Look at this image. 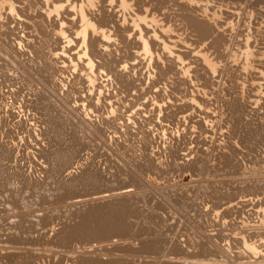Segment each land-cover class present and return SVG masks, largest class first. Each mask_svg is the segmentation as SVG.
Wrapping results in <instances>:
<instances>
[{
    "label": "rangeland",
    "instance_id": "obj_1",
    "mask_svg": "<svg viewBox=\"0 0 264 264\" xmlns=\"http://www.w3.org/2000/svg\"><path fill=\"white\" fill-rule=\"evenodd\" d=\"M9 1L13 2L14 5H17L18 1H20L18 6L22 2H23L22 4L25 6L24 7L22 5H20V7L15 6L14 7L15 9L13 10L14 12H11L8 9V5L10 6ZM27 1H28V3L24 2L23 0L22 1L21 0H7V1L6 0H0V62H1L0 66H1V64H3L2 67H0V72L2 71L1 68L6 69L7 67H10L13 69V70L11 69V72H9L10 68H8L9 70L6 69V72H8V73H6L5 70L3 69L4 71H2L0 73V83H1L0 89L2 88L0 91L3 92V93H1V92L0 93L3 96H5V97H2L0 95V97L2 98V99L0 98V117L2 118V119L0 118V128L4 129V126H5L4 124H6V123H7L6 126L8 128H10L12 126L13 121H15V120L17 122H23L24 121L23 123H21L23 125L22 129H21L22 131L19 130V132L17 134L18 137L15 138V141H13V142H15V144H16L19 140V137L23 136L26 138V136H28L29 139H27V140L31 143H29L25 139L24 142L27 141V144H28L27 146L31 147V148L36 146L38 148L39 146L34 141L35 140L38 141V139H40L39 140V142H40L41 138L43 137L41 135V133L45 127L44 118L46 116L41 114L42 111L39 108H37L34 104L31 103V102H33L31 97L35 96V97H33V99L34 98L36 99V96H37L36 94H38L39 91H41L40 94L48 97V99L54 103V106H56L60 110H63L62 111L63 113L61 112L62 118L67 119V120L69 119L71 122L69 120L68 121L71 124H72V122H74L73 124H75V122L77 121L76 122V124L78 125L77 128L79 127L80 130L82 129V131H85L86 135H88L90 137V139L92 140L93 147L91 146L90 149L92 148L91 150L93 152H91V154L95 153L94 150L96 151V148L98 149L97 153L101 154L102 152L99 150H102L104 154H102L100 157H97V160H101L103 162V165L105 163H107V165L111 164L113 166V169L119 168L120 170H122L123 177L126 181L130 180V181L134 182V184H135L134 187H133V185L128 186L130 190H128L127 187H126V189H124V190H127L126 193H128V192L133 193L134 191H137V190L132 191L131 188L134 189L135 187H138V191H140L141 193L143 192V194H145V195L147 194V199L148 198L150 199L152 206L161 207L158 209L161 210V215L163 214V217L166 216V218L164 217V219H167V217L169 218V219H167L168 220L167 222L171 223V225L168 224V229H167V227H165V229H167V230L164 232V234L166 233L167 237H170V239L167 238V242H168V244H171L169 242L177 241L180 244V247L183 248V255H180V254L177 256L174 254L168 255V253H166L167 251H165L167 249H163L164 252H162V253L163 254L165 253V254L163 255L161 253L160 254L161 256L158 255V257L159 256L160 257L155 259V260L150 259L151 264L153 262H159L160 258L163 261L169 260V262H175L176 261V262H183L185 264H198V263L200 264V262H203V263L205 262L207 264L208 263L209 264H212V263L213 264L214 263H216V264H264V245H262V243L264 244V205H263L264 202L263 201H262L263 203L260 202L264 198V194L259 195V196L253 195L254 196L253 197L250 194L251 192L248 193V191H247L248 196H246L245 195V194H247L246 191H241V193L243 192L242 193L243 196L242 195H240V197L235 196V191H237L241 188L243 190V188L248 186V185L261 184L262 182L264 184V131H263L264 130V126H263V124H264V83H263L264 77L263 76L264 75L259 74V76H258L257 73H254V72L258 71V68H260L261 70H264V68H263V65H264V60H263L264 56L263 55L264 54L261 53L262 49L264 50V46H262V45H264L263 44L264 43V40H263L264 36H263V39H262V37H260V35L261 36L264 35V15H262V13L264 14V0H223V1L222 0H216V1L215 0H213V1L212 0H199L200 1L199 3H197L198 0H197V2H195V0H194V4L190 5V7L192 6L196 10H198L199 8H196V7H198V5L200 4L199 5V6H201L200 7L201 11L199 9V12L201 13L200 15H202L204 13L202 15V17H204L207 20L211 19L215 28L218 26L221 28L220 29L218 27V30H221V32H222V30H226V31H223L222 34L224 35V38L226 37L225 39L227 42L224 43V45H222L223 48L221 47L222 53L225 50L224 51L225 54L223 53L222 54L223 56H221V58H219L220 65H219V67H217V70L213 71L214 73H211L212 71L210 72L212 74V75L210 74L212 79L214 77V80H212L213 85L211 84L212 86L210 88L203 87V82L200 81L201 79L197 78L198 77L197 72L195 74L196 69L192 70V69H194V67L196 68V66H198V65L202 66V61L200 62L201 63L200 64L199 63V56L196 54V51L197 52H198V50L200 51L201 50L200 48H204L205 46H203L204 44H201V42L200 43L197 42L198 44L195 43L196 42L195 37H192L193 35L191 34V32L189 33L188 32L189 30H187L185 28L186 26L183 25L185 27L182 28L181 22L184 21L183 17L182 16L180 18L177 17V16H180V11L186 12L185 8H188V6H189V3H186L188 1L184 0V3H186V4H184L186 6L185 7L183 5V0H171V1H173V3H168L169 5H167V4L165 5V3L168 0H159V1L158 0H153V1L151 0L150 3H149V0L145 1L144 3L139 2V0H130L131 1L130 11L132 13L135 11H139L140 9L142 11H144L143 8L146 6V7H148V8L145 7L147 10L145 8L144 9H145V11H147V14H149L152 11L151 15L150 14L149 15L152 16V14H153V16L155 17L156 15L154 13L156 11H154V10L159 8V6L160 7L162 6L161 8H159V10L157 9V13H156L157 16L155 18L152 16L154 18L153 23H155L157 20L159 22L163 23L166 21V19L168 20L170 18L169 19V21L171 20L170 23H168L169 21L168 22L166 21L169 25H164L165 23L160 24L157 21L156 25L158 23L160 25L156 26L155 24L154 25L152 24L153 27L150 25V28L156 30V29H160L161 26H164V29H165V27L167 26L166 29L168 28V30L170 31V32H168V30H167V32H164L167 37L162 35L163 32H160V37L162 39L164 38L163 40H165L166 42H168V43L170 42V45L174 42L179 43V45L177 43L172 44L173 46L171 45L173 47L172 49L174 51L173 55L175 54L174 55L175 57H173V55H172V57L174 59H176V56L179 54L178 52H180V51H178L180 49V46H182L181 49L184 46L186 48L189 47V49L191 48V50H190L191 54H189L190 51L188 49H186L185 51L181 50V52H180L181 57H183V59H187L188 61H192L191 63H188L185 60H182L179 62L180 64H178V63H177V65L175 64L174 67L170 68L167 71V72L170 71L171 75H169L170 73H168L165 76H160V77H162L163 80L165 78L164 84H163V80H161L159 75H157L158 73H156V74L154 73V72H157L156 70H158L156 68V65H154V63L156 64V62H157L161 66L165 67V65H167L166 62H168V61H166V60H168V55L167 56L162 55L163 53L161 52L160 48H158L159 46H156V48H155V45H154L153 46L154 47L153 53L156 54V51H157L158 52L157 54H159L161 52L160 55L152 54L154 56H152V58H150L151 61L148 57L147 58L145 56H144L145 58L142 57L143 56L142 54H141L142 55L141 56L140 53L139 54L137 53V51L140 52L139 48H138L139 45L134 44L135 42H134V40H132V38L135 39V37L133 36L134 30H128V32H127L128 34H133L129 37L131 40L128 38V41L130 40L131 43H132V41L134 42L131 45L129 44V47L130 48L132 47V49H130V50H133V48H134V50L131 52L133 55L132 57L130 56L131 58L129 56H128L129 58L126 56L127 59L125 60V57L124 56L122 57L123 62L127 61V62H124L126 64V66L125 67L123 66L125 64H123L122 66L125 68L123 70H125L126 73L128 70L133 71V74H131L132 71H129V74L131 76L134 75V76H132V78L135 81L134 83H136V84H134L136 86V88H133L134 90L132 89L133 91L132 90L130 91V94H132V95L129 94V91H126L121 87L120 88L124 92L123 91L121 92V90L120 91L117 90V93H115V91H116L115 89H120V88H117L118 85L115 84V81L113 79L108 82L107 77L110 79L111 76L109 74L105 73L104 71H101V70L99 71V69L95 70V72L97 71L96 73L98 76L96 75L97 77L94 79L92 84H88V82H86V84L84 83L85 79L83 80V78H85V76H82L84 74V72L81 70V67L85 63V62H83V59L85 57L82 56V54H80V57H78L77 53L81 49V47H80L78 42H77L78 43V45H77V43H76L77 40H75V39H77L76 37H75V39H73L74 41L71 40L72 43L66 42V41H64L65 40L64 38L61 39L58 37H55L53 39L52 42L53 43L55 42L54 45L52 42H50V44L53 45L54 48L56 46L58 47V49H57V47L55 48V49H57V51L62 49L63 48L62 46L64 44L66 45V46H64L65 47L64 50L66 48H68V49H66V51H68V53H66V51H64V52L59 51L60 53H64L63 55L66 54L65 58L68 57L67 60L65 58H60V57L55 58L57 60L60 58V61L58 60L59 61L58 65L59 64L62 65V66H60V65L59 66L63 68V69H61V71H58L56 69L57 71H55V75H58L61 78L62 77H64V78L61 79L60 77L54 75L55 76L54 78H56V80H54V81H56L57 84L61 83L63 86L57 85L56 83H54V81H50L43 74V72L41 74V71L39 72L38 69L36 70L35 65L39 61L38 57H40V59L43 57L42 53H40V52L41 51L44 52V50L46 51V47H43V49L41 50V47L36 46L37 44L36 45L33 44V43H35V41L31 43V41L37 40L39 38V36H38L39 33H37V31L35 33H37L38 35L34 34V27L35 26L31 25V22L34 19L31 17V16H33V11L35 12L36 16L38 15V18L39 17L40 18L44 17V18H41V19L39 18L38 20H36L37 17L34 16L35 21L33 20L32 24L34 22L41 21L40 24L43 23L45 26L48 24L51 25L50 26L51 29H53L55 27L53 24L56 23V20H57V23L59 22V25H57V23L55 24L56 26L59 27L62 25L63 27H65V25H66L67 27H69L70 26V25H68L69 22H66L64 24L62 21H63L64 17H66V19H69V18L72 19L71 16L73 14H71L72 11H70V10H69L70 11V13H69L68 8L64 6L65 8L61 10V15H58V17L56 15H54L56 18L54 16H52L53 19L55 18L54 19L55 22L51 21V23H52L51 24L50 21L46 19V18H48V16L45 15L46 8H43L46 6L41 5L42 7H40V5H38L40 1H38V0H37L38 3H37V1H35L33 3H31V0H27ZM70 1L71 0H65V1L63 0V3L66 6H68V7L70 6L69 9L70 8L75 9L77 7V6H75V2H76V5L81 3L80 0H74V1L72 0V2H70ZM83 1L86 2V0H83ZM96 1H98V0H96ZM102 1L103 0H99L98 2H96L97 6H95V12H97L96 10L99 9L98 8L99 5L101 6L102 4L105 3L104 8H106V9L108 7L109 8L111 7L113 10L116 8L113 11V13L115 14V17L117 19L119 18L118 20L120 23V21L123 19V18H121L123 16V14H120V15H122L120 17V15H118L119 13H115V11L122 13L121 11H119L120 9L117 6V2L113 1L112 3L111 2L107 3L110 0L109 1L104 0L103 2ZM130 1H129V3H130ZM133 1H134V3H133ZM224 1H225V4L227 3V5L223 4ZM146 2L148 4H151L152 7H151V5H148ZM35 3H37V5ZM73 3H74V5H71ZM137 3H140V7H142V4H144L145 6L143 5V7L140 8L137 6V5H139ZM34 4H35V6H34ZM42 4H43V2H42ZM110 4H112V5H110ZM160 4H162V5H160ZM220 4L221 5L223 4L222 9L219 6ZM29 5L31 6L30 7L31 9L33 8L32 6H34L36 11L34 10V8H33V11L29 7L26 8V6H29ZM82 5H85V3L83 2ZM210 5L213 8V9L211 8L213 10V13L209 12V11H212V10H209ZM136 6L139 9L135 8ZM163 6L164 7L169 6V7L163 8ZM229 6H231V9H232V7H234L233 8L234 10L232 11L230 9L231 10V12H230ZM96 7H97V9H96ZM218 7H220V8H218ZM224 7H226V8H224ZM28 8L30 9L29 11H31L32 14L27 13V12H29ZM38 8H39V12H40L41 8L44 12L41 10V12H43V13H41V12L36 13L38 11ZM109 8H108V11H109ZM133 8L136 10H134ZM150 8H151V10H150ZM172 8H174V10ZM178 8L179 9L184 8V9L179 11ZM24 9L26 10V12H23ZM77 9H78V7H77ZM167 9L168 10L170 9V10L168 11ZM171 9L173 10L174 15H173V12L171 14V11H172ZM217 9H218V12H216ZM225 9H227L229 11L226 10V13L225 12L223 13V11H225ZM20 10H22V11H20ZM63 10H64V12L68 11V14L63 12V14H65V15H64V17H62V20H61L59 17L62 16ZM148 10H150V11L148 12ZM165 10H167L166 11L167 14H166ZM109 12H111V11H109ZM168 12H170V14ZM175 12L176 13L178 12V14H176ZM14 13H17V15L15 17H14V15H15ZM97 13H99V12H97ZM216 13H219V14L217 15ZM232 13H234L235 15ZM9 14H11L10 17H9ZM21 14H23V15H21ZM39 14L41 16H39ZM126 14L128 15V13H126ZM164 14H166V15H164ZM168 14H169V16H167ZM209 14L210 15L211 14L217 15V16H215L217 18H215L213 15L210 16ZM224 14H226V15H224ZM231 14H232V16H231ZM247 14H248V16H246ZM29 15H30V18L29 17L27 18V16H29ZM175 15H177V16H175ZM255 15H257V19H256ZM163 16H164L165 20L163 19ZM212 16H213L214 20L212 18H210ZM128 17H127V19H128ZM160 17H162L163 21H162V19L159 20ZM175 18H176V20H175ZM178 18L180 20V23L178 22L179 21ZM258 18H260V19H258ZM45 19L47 20V22L49 21L48 24H45L46 23ZM48 19H50V17ZM53 19L51 18V20H53ZM70 19H69V21H70ZM73 19L75 20L76 18L74 17ZM216 19H218L219 20L218 22L222 23V25H220ZM224 19H225V21H224ZM255 19L257 22H258V20L260 21L259 24H261L260 26H261V28H263L261 31H260V26H258L259 24L258 23L255 24L256 23ZM30 20H31V22H30L31 27L28 26ZM222 20H223V22H222ZM213 21H215L216 23H214ZM61 22L63 24H61ZM121 22H123V21H121ZM128 22H126L125 25H127ZM183 23L185 24V22H183ZM217 23H218V25H216ZM172 24H174V26L177 24H179V25H177L175 27L174 26L171 27ZM223 25H225V26H223ZM52 26H54V27H52ZM154 26H155V28L156 27L157 28L155 29ZM178 26H180V28H181V30H179V28H178L179 32L181 31L180 33L176 30ZM170 27L173 28V30L175 32L172 33V30ZM222 27L223 28L226 27V29L225 28L222 29ZM254 28H257L259 32L257 31V29H254ZM29 29H30V31H29ZM182 29L186 30V32L184 31L185 34H183L184 32H182ZM227 30H231V31L227 32ZM32 31H33V33H32ZM71 31H73V30L71 29ZM129 31H130V33H129ZM160 31H161V29H160ZM30 32H31V34H33V36L30 34ZM157 32L159 33L158 30H157ZM187 32H188V34H191V35L188 36ZM224 32H227L228 34H231V35L233 34L232 38L227 33H226L227 36H225ZM261 32H263V34ZM28 33H29V36L30 35L32 36V39H31V36L27 37ZM168 33H170L169 36L171 35L170 36L171 38L168 36ZM174 33L175 34L179 33L180 35H182V34L183 35L180 36L178 34L181 37V38L178 37V38H180V39H178ZM253 33L254 34L259 33L260 35L256 34V36H255V35H253ZM240 34L242 37L241 40L243 39V37H245L246 35L249 34L248 35V39H249L248 41L251 44V45L249 44L250 47L252 46L250 48V50L252 49L251 52L254 51V52H252L253 54H250V57L253 55H254V57H252V58L249 57L250 58L249 61L251 60V62L254 64L252 65L251 62H248L249 66H247L246 68L240 67V63L244 64V59H245L243 57V55L239 54V46L241 47V45H242V44L240 45V43L244 41V39H243V41L240 40L241 42L237 41L240 39ZM251 34L253 37L254 36L255 37L254 38L251 37L250 36ZM34 35L37 36V39H33V38H36ZM148 35H150V34H148ZM186 35H187V37H186ZM174 37L177 38L178 40H181L182 38H184V41L187 40L188 42H190L192 44L191 47L188 46L189 43H187V41L182 43V41H177V39H175ZM189 37L192 39V41L195 40V42L193 41L194 44H193V42L190 41L191 39H189ZM227 37H228V39H227ZM167 38H169V39H167ZM235 38L237 40H232ZM22 39L24 41L27 40L25 42L23 41L25 44L24 43L21 44L22 42L20 43V40H22ZM29 39L31 40L30 42H28ZM174 39L176 41H174ZM253 39L254 40L258 39V41L253 42ZM261 39L263 40V42ZM259 40H261L260 43L262 42V44L258 43ZM39 42L40 41H38V43ZM56 43L58 45H56ZM116 43H117V45L120 43V45H118V46L123 45L122 44L123 42L118 43V41H117ZM181 43H182V45H181ZM185 43H187V44H185ZM255 43H257L258 45H256ZM28 44L31 45L32 47H30ZM71 44H73V45H71ZM183 44H185L187 46H185ZM19 45H20V48H19ZM22 45H24V47H22ZM117 45H115V46L112 45V47H114L111 51L112 55H115V53L118 52V49H117L118 46ZM136 45H137V48H136ZM176 45L178 46L179 49L176 48L177 47ZM193 45H195V46H193ZM255 45L258 47L256 48ZM260 45L262 46L261 50L259 48V47H261ZM201 46H203V47H201ZM237 46H238V48H237ZM253 46L257 50H255V48H253ZM27 47H30V49H28L29 50L28 54L30 53L29 55L28 54L25 55L26 53L24 54V52H26ZM50 47H51V49H53L52 46H50ZM193 47H198V48L200 47V48L198 50H197V48H195V50H194ZM39 48H40V52H39ZM135 48L138 49L136 52H135V50H136ZM174 48H176V49H174ZM18 49H21V50H18ZM31 49H34V50H32L30 52ZM109 49H110V47L107 50L110 51L111 49L110 50ZM22 50H24V52H22ZM35 50L37 52H39L38 54H41L39 56L37 55L38 61H36L37 59L33 60V58H36L35 54H37V52ZM75 50H76V52H75ZM204 50H207V51H203L205 53L207 52L206 53L207 55L210 53L209 56L211 54H213L212 50H210L208 48H206ZM208 50H210V51L208 52ZM186 51L187 52L189 51V52L187 53ZM235 51H237V52H235ZM256 51H257V53H256ZM134 52H135L136 56H134ZM71 53H73V54H75V56H77V60H76L74 55L72 56ZM183 53H184V55H183ZM185 53H186V55H185ZM33 54L35 56H32ZM68 54H71L72 57ZM118 54L120 56H122V54L119 52L115 56L118 57L119 56ZM257 54H258L259 58L257 57ZM63 55H61V56L64 57ZM137 55H139V57L141 56L142 58L140 59ZM259 55H261V57ZM28 56L30 58L31 57L32 58L26 59V57H28ZM161 56L163 57L162 59H161ZM164 56L167 57L166 60L164 59L165 58ZM189 56H191L193 58H191ZM196 56H198V58H196ZM213 56L214 55H211L210 57L212 58ZM70 57L71 58L74 57L73 62L79 63L78 61H80V63H79L80 65L78 64L79 66H77V67H78L79 71L81 70L80 71L81 74L79 71H77L79 73L76 72V74L77 75L80 74V76L83 77L81 79V80H83L82 82L79 80L81 77H79V79H75V78H77L76 76L73 77V74H75V72L74 73H72V72L76 71L77 68L74 69V68L70 67L71 66L70 64L72 63V61L70 60L71 59ZM133 57H135V58L137 57V58L134 59ZM194 57H195V59H194ZM241 57H242V59H240ZM256 57L258 59H260V58L261 59L258 61ZM79 58H81L82 60ZM153 58L155 60H153ZM158 58H160L161 60ZM3 59L5 60L6 63L4 62ZM129 59H130V61H129ZM146 59H148V60H146ZM169 59H172L171 55H169ZM192 59L195 62L198 61L199 64L197 63L198 64L197 65L196 63H194V61ZM238 59H240L239 64H238ZM254 59L257 60L256 61L257 63H255L253 61ZM98 60L99 59L96 58V61H98ZM242 60H243V62H242ZM67 61H69V63ZM133 61H136V62L134 63ZM162 61L165 63H163ZM30 62H32V63H30ZM60 62L61 63L63 62V63L61 64ZM183 62L185 63L184 68L190 67V64L193 65V66L191 65L192 67L190 69L186 68L188 70L187 74H182L183 67L180 69V67L182 65H184ZM4 63L6 65L7 64H9V65L5 67ZM128 63L135 64L134 65L135 68L133 67L135 70L133 68H129L130 66L132 67L133 65L128 64ZM181 63H183V64L181 65ZM258 63H260L261 65L260 64L258 65ZM262 63H263V65H262ZM10 64H11V66H10ZM136 64L137 65L139 64L138 67ZM68 65H70V66H68ZM179 65H181V66H179ZM186 65H188V66H186ZM254 65H256L258 68H256V67L253 68ZM64 66H66V68L69 67L68 69H71V70L73 69V71L65 69ZM154 66H155V68H154ZM200 66L197 67L196 71H198L201 68ZM127 67L129 69L126 70ZM238 67H239V69H238ZM249 67H251V68H249ZM15 69H17V70H15ZM19 70H20V72H19ZM13 71H15L14 72L15 76L16 75L18 76L20 73V75H19L20 81H22V83H23L22 91H20L21 85H19V83L21 84V82L19 81V77L17 78V76L15 77V76L8 75L9 73L13 75ZM16 71H18V72L16 73ZM95 72H94V77H95ZM99 72L101 75L99 74ZM174 72H176V73H174ZM192 72L194 75H196L193 80H192V78L194 75L192 74ZM247 72H249V73H247ZM68 73H70L72 75V77H70L71 75ZM22 74H23V76L24 75L25 76L23 77ZM33 74H34V76H33ZM102 74L104 77H102ZM176 74H179L176 77L177 79L173 78V77H175ZM253 74H254V77H256V80L253 77ZM255 74H257V75H255ZM67 75H69V76H67ZM153 75L157 76V78L153 77ZM232 75H233L234 79H236V81L241 83V84L238 83L239 85L237 84L238 86H235V88H233L234 86L232 87L231 81H230ZM243 75H246V77L244 76L245 79L242 78ZM2 76L3 77L5 76V78H3ZM6 76H8V79H6ZM9 76H10V79L12 78L11 82H9L10 81ZM21 76H22V78H21ZM65 76H66V78H65ZM167 76L170 78L168 79ZM13 77H15V78H13ZM57 77H58V79H57ZM180 77H181V80H180ZM184 77H185V79H184ZM187 77L188 78L191 77V79L190 78L188 79ZM23 78H25V79H23ZM44 78L46 79L47 82L45 81ZM68 78H70V79L73 78V80L71 79L72 82L74 81L73 84L76 83L79 85V83H82V85L84 84L85 86L88 84L86 86V90L85 89L82 90L83 87L85 88L84 85H83V87H80V86H82L81 84H80V86H77L76 84H74L72 86V82H70V84H69L70 79H68ZM135 78H136V80H135ZM155 78L158 79V81ZM178 78H179V80H178ZM4 79H6L5 84H4ZM16 79L18 80L17 83L19 82L18 84H16ZM27 79H28V81H27ZM64 79H66V80H64ZM174 79H176V81H179V87L173 86L176 83V81ZM183 79L186 80L189 84L186 81L184 82ZM195 79H197V80H195ZM246 79L248 81H245ZM23 80H24V82L27 81L28 83L25 82L26 83L25 84L23 82ZM48 80H49V82H53V83H51L52 87L50 86ZM60 80L63 82H60ZM77 80H78V83H77ZM189 80H190V82H189ZM242 80H244V81L242 82ZM152 81H156V83L152 82ZM194 81H196L198 83L195 82L196 83L195 84ZM199 81H200V83H199ZM254 81H256L257 84L263 83V85H261V84L256 85V83ZM2 82H3L4 86H2ZM12 82H14L15 84ZM64 82H66V83L64 84ZM167 82H168V84H167ZM45 83H47V84H45ZM229 83H230V85H229ZM244 83L247 85L246 88H243L245 86ZM248 83L250 85H248ZM251 83H255L252 85H256V86L261 85V86H259L260 89H259V87H257V88H253V90H252ZM111 84H112V86H111ZM137 84H139V85H137ZM165 84H166L167 88L165 87ZM12 85H14L15 87L13 86V88H10V86L12 87ZM26 85H28L27 87L29 88V90L24 89V86H26ZM162 85H164V86H162ZM169 85L171 88L168 87ZM195 85H197V86H195ZM17 86H20V88L19 87L17 88ZM48 86H49V88H46ZM89 86L92 88V92H90L91 88ZM92 86L95 88H93ZM110 86L112 87V89ZM172 86L176 87V88H173ZM185 86L190 91L189 94H188L189 91L187 90V88ZM58 87H60V88H58ZM87 87H89V88L87 89ZM247 87L248 88L250 87L251 89L249 88L250 89L249 90ZM14 88H16V89H14ZM54 88L55 89L58 88V89H56V92H54L55 91ZM231 88L233 90L234 89L237 90L236 93H234L235 90L233 92V90ZM242 88L244 90L247 89L244 93L246 96L242 93V92H244V90ZM48 89H50V90H48ZM165 89H170V90H166L168 94L165 91H162ZM172 89L173 90L175 89V91H172ZM198 89H200V92L203 94H201L199 91H197ZM228 89H231V91L229 92ZM257 89H259L258 92H257ZM12 90H13V92H18V93H16L17 97L15 96V93L12 92ZM23 90L27 91L28 93L24 92ZM30 90H32V93H35V94H32ZM37 90H38V92H37ZM60 90H62V91H60ZM159 90H161V91H159ZM238 90L241 91V93L239 91V95L240 94H241V96L244 95L243 96L244 99L247 97L246 102H247L248 107H249L247 115L242 117V121L244 123H248V125H249L247 127V129H244V131H240V130L233 131V130H231L232 125L228 124V118H229L228 116L229 115H228V113H225V111L227 112V110L224 109V105H223L224 98H227V96L232 92H233L232 94H237ZM86 91H89L90 93L86 92ZM97 91L99 93L101 91V93H102V94L100 93L101 96H99V93ZM208 91L209 92L211 91V92L209 93ZM20 92H22V93H20ZM60 92H61V94H60ZM66 92H68L69 94ZM96 92L98 93V95L93 97L95 95L94 93H96ZM111 92H114V93L112 94ZM120 92H121L122 96L120 95ZM126 92H128L127 95H129V96L125 95ZM197 92H199V93H197ZM4 93H5V95H4ZM11 93H12V95H11ZM86 93L88 95L91 94L92 96L91 95H89V96L91 98L93 97L92 101H94V99H95V101L92 102L90 97H89L90 99H88V98L85 99L84 97H88V95ZM139 93H141L140 96H139ZM170 93L171 94L173 93L174 95L173 94L171 95ZM179 93H181V95ZM66 94H68V95H66ZM81 94L84 96H82ZM103 94H105V95H103ZM177 94H179V95H177ZM198 94H200L201 96H204V98L201 96H199L201 99L199 97L198 98L194 97V96H197ZM204 94L207 95V97H205ZM48 95L52 96V98L54 100ZM60 95L62 96V98L64 96V98L62 99L63 101L61 100ZM111 95H113V96H111ZM189 95H190V97H189ZM191 95H192V97H194L193 98L194 101L192 100ZM56 96H58V97L56 98ZM71 96H72V98H71L72 100L70 99ZM102 96H105L106 98L102 97ZM116 96H117V98H115ZM170 96H171V98L168 100L167 97H170ZM97 97H98V99H97ZM99 97H101L102 100ZM119 97L122 99L121 102H120ZM134 97H137V98H134ZM180 97L181 98L184 97V98L181 99ZM104 98H105V100H103ZM179 98L182 102H180ZM195 98H196V100H195ZM28 99L29 100L31 99L30 100L31 102H29ZM64 99H66V100L68 99L67 101L69 103L70 102L71 103L67 104L68 102L66 100H65L66 102H64ZM110 99L112 100V102L110 101ZM222 99H223V101H222ZM24 100L25 101L28 100V101H26L27 103ZM184 100H186V101H184ZM99 101H101V102L105 101L104 103L105 104L107 103V106H105L104 103H101ZM115 101L116 102L118 101L120 103L117 102V104H118L117 105ZM57 102L59 104H56ZM97 102H99V103L97 104ZM174 102H176V103H174ZM186 102H187V104H186ZM30 103L32 106H30ZM111 103H113L114 105L116 104L115 107H113L114 105L113 106L109 105ZM180 103H181V106L186 104L185 107L183 106L184 108L180 107L181 111H180V109H178L176 111V113L174 115H172L173 117L165 116L166 115L165 113L168 112V110L171 108V106H173V104L174 105L178 104L176 106H180ZM84 104H86V105H84ZM103 104L106 108L103 106ZM165 104H167L168 106ZM10 105H11V107H10ZM33 105L35 106L34 108H33ZM75 105H76V107L79 106L77 108V110H76ZM90 105H91V107H90ZM169 105H171V106L169 107ZM190 105H191V107H190ZM100 106H103V107H100ZM108 106H110V107L108 108ZM162 106H163V108H162ZM165 107H166V109H165ZM30 108H33L34 110L30 109ZM96 108H99V109H96ZM102 108L103 109L105 108L106 111L103 110ZM110 108H112V110H110L111 112L109 111ZM35 109H37V110H35ZM39 110H40V113L35 114ZM79 110H81L82 112L80 113ZM222 110L223 111L225 110V111L222 113ZM5 117H6V119H5ZM35 120L39 121L38 123L40 125L38 123H34V122H37ZM16 121L14 122V124H16ZM9 122H10V124H8ZM26 124H28L29 128L30 127L34 128L35 126L36 127L34 129L31 128L29 130L28 126ZM29 124H31V126ZM76 124L74 127H76ZM139 125H141V128H144L143 133L139 132V129H140ZM23 127H25L26 129ZM23 129L25 131L27 130L26 132L28 134H26V132H24ZM255 129H256L257 133H251V131H254ZM32 130L34 131V134H32V132H33ZM28 131L30 132L31 136H33V138L35 137V140L29 136ZM35 132L39 133L40 135L37 136L38 134H36ZM247 132L249 133V135L247 134ZM22 133H25V134H22ZM246 134H247V136H246ZM229 136L232 137V144L231 145H229L227 143ZM2 137L3 136H0L1 141H3ZM16 139H17V141H16ZM32 139H33V141H31ZM5 140H7V138ZM144 140H147L146 142H148L147 147L145 146ZM13 142H12V144H14ZM19 143H21V141ZM32 143H35L34 146H30V144L32 145ZM40 143L42 145L44 144L42 141ZM28 147H26L25 153H26V151H28V152L31 150L33 151V149H34V148L30 149ZM22 148L23 147H21V149ZM85 151H88V150H84L82 153L85 154ZM232 153L235 154L236 157L238 158L237 164L235 163L234 167H232V166L230 167V165L225 164L227 158L232 156ZM89 154H90V152H89ZM32 158H34L33 160L36 159L37 161L35 160V163H33L34 161H32V160H31L32 162L30 161L32 168L29 165L26 166L25 165V164H27L26 162L24 163V165L22 164L23 167H27V168L23 169L24 171L27 169L26 172H29V171L31 172L34 164H36L34 167L37 168V166H38L37 163H39V161L35 157H32ZM103 160H105V161H103ZM12 163L13 162H10L9 164H12ZM28 164H30V163L28 162ZM28 169H29V171H28ZM39 175L40 174H38V176ZM41 176H42V174H41ZM259 181L261 183H259ZM262 186H264V185H262ZM231 192H232V194H230ZM244 192H245V194H244ZM233 194H234V197H233ZM244 195L246 197H244ZM255 201H256V204H255ZM0 202H1V200H0ZM50 206L52 207L53 205L52 204L51 205L46 204L44 208H47V210H48V208H50ZM55 206H57V205H55ZM55 206H53V208H55ZM60 208H62L64 211V208L60 207V205H59V209ZM62 209H60V210H62ZM212 209H216V211L219 212V215H217V216L211 215V217H210ZM160 210H158V213L160 212ZM63 211H59V213L63 214ZM10 213H11L10 210L7 211L6 213L5 212L0 213V224L4 221L3 219H5V221L8 220L7 222H9V220L12 219L9 217ZM1 214L2 215L4 214L3 217ZM1 219H2V222H1ZM7 222L2 223L3 228H4V226H3L4 224H5V228H6ZM8 226H9V224H8ZM3 228H1L0 231L1 230L3 231L4 230ZM170 228H171V230H170ZM251 234L253 235V237L250 236ZM243 236L248 238V240H249L248 242H252L254 245L256 244L257 246L256 245L255 246L257 247L258 251H256L255 253L252 252V250L249 251L250 248L248 247V245L246 243H244ZM1 238L2 239L5 238V235H4V237L2 235ZM218 239H221V240H218ZM199 243H204V244L208 245L209 247L214 249L219 256L212 257L213 259H211V260H213V262L212 261L206 262V261L201 260L202 258L200 256V251H199V247H198ZM45 252H42V253H45ZM47 253L48 252H46L45 254L49 256L50 254L49 253L47 254ZM37 254H38V252H37ZM40 255H37V256H39L41 260L49 261V258L51 259V256L48 257V256L43 254L44 257L46 258L45 259L42 255L41 256ZM53 257H54V259L56 258L55 256H53ZM142 260L144 261V258L141 260H137L138 264H148V262H149V261L143 262ZM140 261H141V263H139ZM23 262L24 261L21 262V260H20L21 264ZM210 262H212V263H210Z\"/></svg>",
    "mask_w": 264,
    "mask_h": 264
},
{
    "label": "bare ground",
    "instance_id": "obj_2",
    "mask_svg": "<svg viewBox=\"0 0 264 264\" xmlns=\"http://www.w3.org/2000/svg\"><path fill=\"white\" fill-rule=\"evenodd\" d=\"M23 1L28 3L27 0L26 1L23 0ZM35 1H37V0H31V3L35 2ZM38 1H40L39 4H38V5H40V7L46 6V7H43V8H46L45 15H47L48 18L50 17V19H48V18H46V19L49 20L50 23H51V21L55 22L54 19L56 17L54 15H56L58 17V15H61V10L64 9L65 7H67L68 11L69 10L72 11L71 14H73V15L72 16L70 15L72 19L69 18L70 19V21H69V19H66V17H64V15H65V14H63L64 10L62 11V16L59 17V18L62 20V17H64L62 22L64 24L66 22H69L68 25H70V26L67 27L65 25V27H63L61 25V26L58 27V26L55 25L57 23V20H56V23L53 24L55 27L52 26L54 28L51 29V27H50L51 25L48 24L49 21L47 22L46 19H45V21H46L45 24H48V25H46L47 27L43 23L40 24L41 21H39V22L37 21V22H34L32 24L33 20L35 21V17L34 16H36L35 12L33 11V8H34L35 4L37 5ZM38 1H37V3L34 4V6H32L33 7L32 9L30 8L31 7L30 5L26 6V8L29 7L33 11V16H31V17L34 18L32 20V22L30 20L29 24L28 23L27 24L30 27H31V25L35 26L34 27V34L35 35H38L37 33H39V35H38L39 36V38H38L39 40L37 39V36L34 35L36 38H33V39H37V40L31 41L29 39L28 42L31 41V43H32V42L35 41V43H33V44L34 45L37 44L36 46L41 47V50L43 49V47H46V51L44 50V52H42V51L40 52V48H39V52L42 53V56H43L41 59H40V57H38L41 54H38L39 52H37L38 50L36 49L37 51L36 50L35 51L37 52V54H35L36 52L34 53L36 55V58H33V60L37 59V57H38L39 61L37 59L36 61H38V62L36 63V65L34 64L35 67H36V70L38 69L39 72L41 71V74L43 72V74L50 81L56 80V78H54V77L58 76V75H55V71H57V70L61 71V69H63L62 67H60L62 65H60V64H59L60 66L58 65V62L60 61V58H65L66 54L63 55L64 53H60V52H64V51H66V49H68V48H66L64 50V48H65L64 46H66L64 44L62 46L63 48L61 47L62 49L59 50L60 52L57 51L58 47L56 45H58V44L56 43L55 46L57 47V49H55L56 47L55 48L53 47V45L55 43V42L54 43L52 42L53 39L55 37H58V38H61V39L64 38L65 39L64 41H66V42H71V40L75 39V37H76L77 38V39H75V40H77L76 43L78 42L80 47H81V49L77 53L78 57H80V54H82V56L85 57L83 59V62H85V63L83 65L81 64L82 65L81 70L84 72V74L82 76H85V78L80 76V74H81L80 71L81 70L79 71V69L77 67V66L80 65L79 64L80 61H78L79 63L73 62L74 61V57L71 58L73 55L75 56V54H73V53H71L72 56H71V54H68V55L71 56L70 60L72 61V63L70 64L71 66L70 65H68V66H70V67H72L74 69L77 68V70L73 71V69L71 70V69H68L69 67L66 68V66H64L65 69L71 70V71H73L72 73L75 72V74H76L77 71H79L80 74H78V75L77 74L76 75L73 74V77L76 76L77 78H75V79H79V77H81L79 79L81 82L85 79V81H84L85 84H86V82H88V84H92L94 79L98 76L97 73H96L97 71L95 72V70L99 69V71L100 70L104 71L105 73L109 74L112 77V78L110 77V79L107 77V81L108 82L113 79L115 81V84L118 85L117 88L121 87L124 90L129 91V94H130V91L133 88H136V86L134 85L136 83H134L135 81L132 78V76H134V75L131 76L129 74V71H132V70H128L127 73L125 72V70H123V69H125L124 67L126 66V64L124 62H127V61L123 62V60H122L123 56L125 57V60L127 59L126 56L127 57L128 56L129 57L133 56L131 52L134 50V48H133V50H130V49H132V47L130 48L129 44L131 45L132 43L135 42L134 44L139 45L138 48H139V51H140V52L137 51L138 49H136L137 48V45H136L135 52L137 51L138 54L140 53V55L141 54L143 55V56L141 55L142 57L145 56L146 58L148 57L149 59L152 58V56H154L152 54H155V53H153V48H154L153 46L155 45V48H156V46H159L158 48H160L161 52L163 53L162 55H166V56L168 55V60H166L167 57L164 56L165 57L164 59L166 61H168V62H166L167 65H165V67L161 66L157 62H156V64L154 63V65H156V68L158 69V70L155 69L157 72H154V73L155 74L158 73L157 75H159V77L160 76H165L166 74L170 73V71L169 72H167V71L170 68L174 67L175 64L176 65H177V63L180 64L179 63L180 61L185 60L188 63L192 62V61H188L187 59H183V57H181V54H180L181 50L185 51L186 49H188L190 51L191 48L189 49V47L186 48V47L183 46V48L181 49L182 46H180V49H179L178 46L176 45L177 46L176 48L179 49L178 51H180V52H178L179 53L178 55L176 54L177 55L176 59L173 58V57H175L174 56L175 54L173 55L174 51L172 49L173 48L172 44L177 43L179 45L178 42H174V41H176L175 39H177L178 37L182 36L186 32L185 29H182V32H184V31L185 32L182 35L179 34L181 32V31L179 32V30H181L180 26L182 25V28L186 26L185 28L187 30H189L188 32L189 33L191 32V34L193 35L192 37H195L196 42H195V40H193L195 43H197V42L200 43L201 42V44H204L203 46H205L204 48H200L199 47L201 49L200 51L198 50L199 49L198 47H193L194 50H195V48H197L198 52L196 51V54L199 56V63L202 61V66L203 67L198 65L199 63H198L197 60H196L197 62H195L192 59L194 61V63H196V64L198 63L197 65L201 67L198 71H196L198 66H196V68L194 67V69H192V70L196 69L195 70V74L197 72V76H198L197 78L201 79L200 81L203 82V87L210 88L213 85L212 80H214V77L212 79L210 74L214 73L213 71H216L217 67H219V65H220L219 58H221V56H223L222 54L225 51L224 50L223 53H222L221 47L223 48L222 45H224V43L227 42L226 39H225L226 37L224 38V35L222 34V32L226 31V30H222V32H221V30H218L219 26L216 27L217 29L215 28V26L212 23L211 19L207 20L204 17H202V15L204 13L202 15H200L201 14L199 12V9L201 11V8H200L201 6H199L200 4L198 5V7L195 6L196 8H199L198 10H196L192 6H191L192 7L191 8L190 5L194 4V0H186L188 2L185 1L186 3H189L188 8H185L186 12H183V11L181 12L180 11V10H183L184 8L183 9H179L178 8L179 11H180V16H177V15H175V16H177L179 18L182 16L183 19H184L183 22H185V24L183 22H181V25L177 27L176 30L179 32L178 34L180 36L178 34L174 33L177 36V38L174 37L175 39L173 41L174 43L171 44L172 46L170 45V42L168 43L165 40H163L164 38L162 39L160 37V32H163V33L167 32V30H168V28L166 29L167 26L165 27V29H164V26H161L160 27L161 31H160V29H156L157 27L155 28V26H154V28L156 30L150 28V25L152 27H153L154 24L156 25V22L158 20L155 23H153V21H154V18L157 16V14H156L157 13V9L159 10V8H161L162 6L161 7L159 6V8L154 10L156 12L155 13L153 12V13L156 16L154 17L153 14H152V16L154 17L153 18L152 16H150L152 11L149 13L150 15L147 14V11H145V9L148 8V7H146L144 4H142V7H143V5L146 7V8L144 7L145 9L143 8L144 11H142L140 9L139 11H135V12L132 13L130 11V9H131V1L130 0H110V1L108 0L109 2L106 1L107 3H110V2L112 3L113 1L117 2V6L120 9L119 11H121L122 13L117 12V11H115V13H119L118 15L123 14V16L120 15V17L122 16L121 18H123L121 20L123 22L120 21V23H119V20H118L119 18L117 19L115 17V14L113 13V11L116 8L113 10L111 7H110L111 8L110 9L107 6L109 8V11H111V12H109L108 8L107 9L104 8V4L105 3L104 4L101 3L103 6L99 5L98 6L99 9H97V7H96V9H97L96 11L99 12V13L95 12V6H97L96 2H98L99 0L98 1H96V0H86V2L83 1V0H80L81 3L77 4V5H76V2H75V6L78 7V9H77V7L75 8L76 10L75 9H71V8L69 9L70 6L69 7L66 6L63 3V0H38ZM129 1H130V3H129ZM145 1H148V0H141V1L139 0V2H141V3H144ZM168 1L165 3V5L166 4L169 5L168 3H173V1H171V0H168ZM9 2H10V6L8 5V9L11 12H14L13 11L15 9L14 7L18 6L20 1H18L17 5H14V3L11 2V1H9ZM42 2H43V4H42ZM70 2H72V0ZM83 2L85 3V5H82ZM150 2H151V0H149V3ZM195 2H197V0H195ZM199 2L200 1L198 0L197 3H199ZM22 3L20 5H22L24 7L25 5H23ZM133 3H134V1H133ZM186 3H184V0H183V5L186 4ZM137 4H139V5H137ZM137 4L136 5L138 7H140V3H137ZM223 4L227 5V3L225 4V1H224ZM223 4L219 5L221 7V9L223 8L222 7ZM20 5L18 7H20ZM71 5H74V3L71 4ZM110 5H112V4H110ZM148 5H151V4H148ZM160 5H162V4H160ZM137 6L135 8H138ZM142 7H140V8H142ZM151 7H152V5H151ZM165 7L168 8L169 6H165ZM165 7L163 6V8H165ZM220 7H218V8H220ZM229 7H230L229 10H230L231 6H229ZM29 8H28V11L30 10ZM39 8H38V11L36 13H40L41 12L42 8L40 9V12H39ZM209 8H210L209 10L213 9L211 7V5L209 6ZM224 8H226V7H224ZM233 8L234 7H232V9H231L232 11L234 10ZM172 9L174 10V8H172ZM24 10H23V12H26V10L25 11ZM34 10H35V8H34ZM134 10H136V9H134ZM150 10H151V8H150ZM150 10H148V12ZM167 10H165V12ZM173 10L171 11V14H172ZM226 10L227 9H225V11H223V13L224 12L226 13ZM229 10H227V11H229ZM231 10H230V12H231ZM20 11H22V10H20ZM68 11H66L64 13L68 14ZM70 11H69V13H70ZM43 12H41V13H43ZM209 12L213 13V10L209 11ZM216 12H218V9H217ZM27 13H31V11H29ZM126 13H128V15ZM168 13L170 14V12H168ZM14 14H15L14 15V17H15L17 15V13H14ZM166 14H167V12H166ZM166 14H164V15H166ZM169 14L167 16H169ZM176 14H178V12ZM216 14L218 15L219 13H216ZM232 14H234V13H232ZM232 14H231V16H232ZM10 15L11 14H9V17H10ZM21 15H23V14H21ZM30 15L27 16V18L28 17L30 18ZM173 15H174V12H173ZM211 15H213V14H211ZM217 15H213V16L215 17ZM224 15H226V14H224ZM262 15H264V14L262 13ZM39 16H41V15L39 14ZM52 16H54L55 18L53 19ZM213 16L210 17V18L213 19ZM246 16H248V14ZM255 16H256V19H257V15H255ZM36 17H37L36 20H38L40 18V17L38 18V15ZM74 17L76 18L75 20L73 19ZM127 17H128V19H127ZM41 18H44V17H41ZM51 18L53 20H51ZM179 18H178V20H179ZM215 18H217V17H215ZM161 19H162V17L159 18V20H161ZM163 19H164V16H163ZM163 19H162V21H163ZM169 19L168 20L166 19V21L168 22ZM218 19H216L217 22L219 21ZM256 19H255V22H256L255 24H257V23L259 24L260 21L258 20V22H257ZM258 19H260V18H258ZM175 20H176V18H175ZM166 21L163 22V23H165L164 25H169L168 23H170L171 20L168 23ZM215 21H213V22L216 23ZM224 21H225V19H224ZM30 22H31V25H30ZM62 22H61V24H63ZM126 22H128L127 25H125ZM178 22L180 23V20ZM222 22H223V20H222ZM159 23L161 24L162 22H159ZM159 23L157 25H160ZM218 23L216 25H218ZM219 24L222 25V23H219ZM57 25H59V22L57 23ZM177 25H179V24H177ZM177 25H175V26H177ZM183 25H185V26H183ZM260 25L261 24H259L258 26H260ZM173 26H174V24H172L171 27H173ZM223 26H225V25H223ZM178 28H179V30H178ZM224 28L226 29V27H224ZM224 28L222 27V29H224ZM257 28H254V29H257ZM71 29L73 31H71ZM262 29L263 28H261V26H260V31ZM128 30H134V35L133 34H128L127 33ZM157 30L159 31V33L157 32ZM171 30H172V33L175 32L173 30V28H171ZM29 31H30V29H29ZM36 31H37V33H35ZM229 31H231V30H227V32H229ZM257 31H258V29H257ZM168 32H170V31L168 30ZM188 32H187V35L188 36L191 35V34H188ZM227 32H224L225 36H227V34H228ZM32 33H33V31H32ZM129 33H130V31H129ZM163 33H162V35L166 36L165 33L164 34ZM261 33L263 34V32H261ZM30 34H31V32H30ZM148 34H150V35H148ZM169 34L170 33H168V36H169ZM256 34H259V33H255V34L253 33V35H255V36H256ZM31 35L33 36V34H31ZM131 35H133L135 37V39L132 38V40H134V42L132 41V43L130 41L131 39L129 38ZM187 35H186V37H187ZM228 35H230V37L232 38L233 34L232 35L228 34ZM248 35L243 37L244 41H243V39L241 40V38H242L241 34H240V39L239 40L236 39L237 37L235 39H232V40H237L238 42L240 40L243 41V42L240 41L241 42L240 45L241 44L242 45H241V47L239 46V54L243 55V57L245 58V59L243 58L244 59V64L240 63V67H243V68H246L247 66H249L248 62H251V60L249 61V59L254 57V55L250 57V54H253L252 52H254V51L251 52L252 49L250 50V48L252 46L250 47L251 44L248 41L249 40L248 39ZM28 36H29V33L27 34V37ZM32 36H31V39H32ZM250 36L253 37L252 34ZM263 36L264 35H262V36L260 35V37H262V39H263ZM190 37H189V39H191ZM128 38L130 39L129 41H128ZM180 38H178V39H180ZM167 39H169V38H167ZM178 39H177V41H182V43L187 41V40L184 41V38H182L181 40H178ZM227 39H228V37H227ZM258 39L257 40L253 39V42L254 41L255 42L258 41ZM261 40H259V42H258L259 44H262L264 39L260 43ZM23 41H24L23 39L20 40V43L22 42L21 44H23L27 40H25L24 42ZM38 41H40V42L38 43ZM117 41H118V43L119 42H121V43L123 42L122 43L123 45L118 46V45H120V43L117 45V43H116ZM190 41L193 42L192 39ZM50 42H52L53 45H51ZM194 42H193V44H194ZM78 43H77V45H78ZM182 43H181V45H182ZM187 43H189L190 45L188 44V46L191 47L192 44L190 42H188V41H187ZM187 43H185V44H187ZM185 44H183V45H185ZM255 44L258 45L257 43H255ZM20 45H19V48H20ZM71 45H73V44H71ZM112 45H114V46L117 45L118 46V48H117L118 52L121 53L122 56H120L119 54H118L119 55L118 57L115 56L118 53L117 51H116L117 53H115V55H112L111 51L114 48V47H112ZM29 46L32 47L31 45H29ZM50 46H52L53 49H51ZM185 46H187V45H185ZM193 46H195V45H193ZM203 46H201V47H203ZM262 46H264V45H262ZM262 46L259 47L260 50L262 49ZM22 47H24V45H22ZM30 47H27L26 52H24L25 49L22 50V52H24V54L26 53L25 55H27L28 51H29L28 49H30ZM109 47L111 49V50L109 49L110 51L107 50ZM257 47L258 46H256V48ZM176 48H174V49H176ZM206 48L212 50L213 54H211V55H214L212 58L210 57L211 55L209 56L210 53L207 55L206 54L207 52L206 53L203 52V51H207V50H204ZM237 48H238V46H237ZM253 48H255V47L253 46ZM256 48H255V50H257ZM18 50H21V49H18ZM32 50H34V49H31L30 52ZM210 50H208V52ZM75 52H76V50H75ZM135 52H134V56H136ZM235 52H237V51H235ZM66 53H68V51H66ZM157 53L158 52L156 51L155 55H160V53L159 54H157ZM256 53H257V51H256ZM261 53L264 54V50L263 49H262ZM34 54L32 56H35ZM189 54H191V51H190ZM61 55H63L64 57H62ZM169 55H171V58L173 60L169 59ZM172 55H173V57H172ZM183 55H184V53H183ZM185 55H186V53H185ZM261 55H259V56L261 57ZM137 56L139 57V55H137ZM141 56L139 57L140 59L142 58ZM198 56H196V58H198ZM56 57L57 58L60 57L58 59L59 61L57 59H55ZM189 57H191V56H189ZM257 57H258V54H257ZM27 58H30V57L28 56V57H26V59ZM67 58H65V59L67 60ZM75 58L77 60V56H75ZM96 58L99 59V60L96 61ZM133 58L136 59L137 57L136 58L133 57ZM162 58L163 57L161 56V59ZM191 58H193V57H191ZM258 58H257V60L259 61L261 58L260 59H258ZM79 59H81V58H79ZM158 59H160V58H158ZM194 59H195V57H194ZM240 59H242V57ZM240 59H238V64H239V60ZM146 60H148V59H146ZM153 60H155V59L153 58ZM257 60L254 59L253 61L255 63H257L256 62ZM129 61H130V59H129ZM150 61H151V59H150ZM4 62H5V60H4ZM67 62L69 63V61H67ZM133 62L135 63L136 61H133ZM242 62H243V60H242ZM30 63H32V62H30ZM163 63H165V62H163ZM183 63H181V65ZM260 63H258V65ZM11 64H10V66H11ZM123 64H125V65H123ZM128 64H132V63H128ZM253 64L254 63H252V65ZM2 65L3 64H1L0 67H2ZM8 65L9 64H7V65L5 64V67L8 66ZM132 65L133 66L132 67L130 66L129 68H133L135 64H132ZM138 65H137V67H138ZM181 65H179V66H181ZM188 65H186V66H188ZM191 65L192 64H190V67H186V68L190 69L193 66V65L192 66ZM262 65H263V63H262ZM184 66H185V63H184V65H182L180 67V69L183 67L182 74H187L188 70L186 68H184ZM255 67L258 68L256 65H254L253 68H255ZM8 68H10V67H7L6 69H8ZM129 68L127 67L126 70L129 69ZM154 68H155V66H154ZM249 68H251V67H249ZM263 68H264V65H263ZM1 69H2V71L5 70V72H6V69H4V68H1ZM11 69L12 68H10L9 72H11ZM238 69H239V67H238ZM259 69L260 68H258V71L254 72V73H257L258 76H259V74H263L264 75V70H261V69L259 70ZM15 70H17V69H15ZM14 72L15 71H13V75L10 74V73L8 75L15 76ZM17 72L18 71H16V73ZM19 72H20V70H19ZM79 72H77V73H79ZM94 72H95V77H94ZM193 72H192V74H193ZM6 73H8V72H6ZM174 73H176V72H174ZM247 73H249V72H247ZM68 74H70V73H68ZM99 74H100V72H99ZM103 74H102V77H104ZM131 74H133V71H132ZM257 74H255V75H257ZM19 75H20V73H19ZM19 75L18 76L16 75L17 78L19 77ZM169 75H171V73ZM177 75H179V74H176L175 77H173V78H176ZM22 76H23V74H22ZM22 76H21V78H22ZM33 76H34V74H33ZM67 76H69V75H67ZM195 76L196 75L193 76L192 80L195 78ZM244 76L246 77V75H243L242 78L245 79ZM15 77H13V78H15ZM58 77H60V76H58ZM58 77H57V79H58ZM70 77H72V75ZM153 77L157 78V76H154V75H153ZM253 77H254V74H253ZM3 78H5V76ZM62 78H64V77H62ZM65 78H66V76H65ZM82 78H83V80H81ZM160 78H161V80H163L162 77H160ZM169 78L170 77H168V79ZM189 78L191 79V77H189ZM254 78L256 80V77H254ZM6 79H8V76H6ZM6 79H4V84H5V80ZM9 79H10V76H9ZM11 79H10L9 82H11ZM23 79H25V78H23ZM68 79H70V78H68ZM71 79L73 80V78H71ZM71 79H70V81L68 80L69 84H70V82H72ZM176 79H174V80L176 81ZM184 79H185V77H184ZM247 79L245 81H248ZM49 80H48V82H49ZM64 80H66V79H64ZM135 80H136V78H135ZM156 80L158 81V79H156ZM164 80H165V78H164ZM164 80H163V84H164ZM178 80H179V78H178ZM180 80H181V77H180ZM195 80H197V79H195ZM17 81L18 80L16 79V84L19 83V82L17 83ZM19 81H20V77H19ZM27 81H28V79H27ZM27 81H25V82L28 83ZM45 81H46V79H45ZM185 81L186 80H184V82ZM200 81H199V83H200ZM230 81H231L232 87L234 86L233 88H235V86H238L239 84H241L238 81H236V79H234L233 75H232ZM243 81L244 80H242V82ZM20 82H21V84L19 83V85H21V90L20 91H22L23 83H22V81H20ZM23 82H24V80H23ZM60 82H63V81L60 80ZM73 82H72V86L74 84H76V83L73 84ZM152 82L156 83V81H152ZM189 82H190V80H189ZM195 82L196 81H194V83ZM254 82L256 83V81H254ZM12 83H14V82H12ZM51 83H53V82H49L50 86H51ZM54 83H56V81H54ZM65 83L66 82H64V84ZM77 83H78V80H77ZM196 83H198V82H196ZM245 83H244L245 86L243 88H246V86H247ZM255 83H251V85L255 84ZM263 83L262 84L258 83V84L263 85ZM45 84H47V83H45ZM80 84L82 85V83H79V85L78 84H76V85L80 86ZM167 84H168V82H167ZM258 84L256 83V85H258ZM57 85L63 86L61 83L57 84ZM83 85L80 86V87H83ZM137 85H139V84H137ZM197 85H195V86H197ZM229 85H230V83H229ZM248 85H250V84L248 83ZM256 85H252V90H253V88H257V87L261 86V85H259V86H256ZM2 86H4L3 82H2ZM13 86L14 85H12V87L10 86V88H13ZM27 86L28 85L24 86V89H26V90L28 89L29 90V88ZM86 86H85V88L83 87L82 90H84V89L86 90ZM111 86H112V84H111ZM162 86H164V85H162ZM173 86L179 87V81H176L175 85H173ZM18 87L20 88V86H17V88ZM60 87H58V88H60ZM89 87H87V89ZM165 87L167 88L166 84H165ZM168 87H170V85ZM176 87H173V88H176ZM46 88H49V86L46 87ZM58 88H56V89H58ZM93 88H95V87H93ZM121 88L120 89H115L116 90L115 93H117V90L118 91L121 90V92H122L123 90ZM188 88H187V90H188ZM14 89H16V88H14ZM56 89H55L54 92H56ZM111 89H112V87H111ZM231 89H228L229 92L231 91ZM259 89H260V87H259ZM259 89H257V92H258ZM48 90H50V89H48ZM166 90H170V89H165V90H162V91H165L167 93ZM234 90H233V92H234ZM240 90H238L237 94H232L233 92L230 93V94L228 93L229 95L227 96V98L223 97L225 104L222 102L223 105H224V109L227 110V112L224 110L225 113H228V115H229L228 116L229 117L228 118V124L232 125L231 130H233V131H238V130L244 131V129H247V127L249 126L248 123H244L242 121V117L247 115V112H248V109H249L248 104L246 102L247 97L245 99L243 97L245 95L244 93H245V91L247 89L246 90L243 89L244 92H242V93L244 95H242V96H241V94L239 95V91ZM30 91L32 93V90H30ZM60 91H62V90H60ZM159 91H161V90H159ZM172 91H175V89L174 90L172 89ZM197 91L200 92V89H198ZM236 91L237 90H235L234 93H236ZM241 91H240V93H241ZM12 92H13V90H12ZM24 92H27V91H24ZM37 92H38V90H37ZM86 92H89V91H86ZM90 92H92V88H91ZM97 92L94 93L95 95L93 94L94 95L93 97L98 95L99 92L98 93ZM121 92H120V95H121ZM199 92H197V93H199ZM1 93H3V92H1ZM1 93H0V95L2 97H5ZM5 93H4V95H5ZM13 93H15V96H16V93H18V92H13ZM20 93H22V92H20ZM40 93H41V91H39V93L36 94L37 95L36 99L35 98L33 99V97H35V96L32 95L33 97H31V98H32L33 102L30 101L31 99L30 100L28 99V100H29V102L34 104L37 108H39L42 111L41 114L46 116L44 118L45 127H44V129H43V131L41 133V135L43 137L42 138L40 137L41 141L44 143L43 145L40 143L41 141L39 142L40 139H38V141L35 140V137L33 138V136H31L29 131H28L29 132V136L32 137L35 140L34 142H36V144L39 146L38 148L36 146L32 147V148H34L33 151L32 150L29 151V152L26 151V153H25L26 147H28L27 146L28 145L27 144V141H28L27 139H29V138H28V136H26V138H25L21 134L20 135L22 137H19L18 142L16 144H15V142H13V141H15V138L18 137L17 134H18L19 130L22 129L23 125L21 123L24 122L23 120H22L23 122H17L15 120L16 124H14L15 121H13L12 126L11 127L9 126L10 128H8L6 126L7 123L4 124L5 125L4 126L5 130L0 128L1 129L0 130V136H3L2 137L3 141L0 140V200H1V202H0V213H2V212L6 213L7 211L10 210L11 213L9 214V217L12 218L11 220H9V222H7L8 220L5 221V219H3L4 221L2 222V219H1V222L2 223L7 222L6 223L7 225H6V228H5V224H4L3 225L4 228H3L2 227V223L0 224V227L4 229L3 231L2 230L0 231V264H21L20 260H21V262L24 261L22 264H138L137 260H141L143 258H144L145 262L149 261L150 263L148 262V264H151L150 259L155 260V259L159 258L161 256L160 254L162 252H164L163 249H167L165 251H167L166 253H168V255L169 254H174L176 256L179 255V254L183 255V248L180 247V244L177 241H172L171 240L172 242H169L171 244H168V242H167V238L170 239V237H167L166 233L164 234V232L168 229V224L171 225V223L167 222L168 221L167 219H169L168 217H167V219H164V217L166 218V216L163 217V214L161 215V210L158 209V208H161V207L152 206L151 202H150V199L149 198H148L149 200L147 199V194L145 195V194H143V192L141 193L140 191H138V187H135L134 189L131 188L132 191L133 190H137V191H134L133 193H129V192L126 193L127 190H124V189H126V187H127L128 190H130L128 186L133 185V187H134L135 186L134 182H132L130 180L126 181L124 179V177H123L122 170H120L119 168L113 169V166L111 164L107 165V163H105L103 165V162L101 160H97V157H100L102 154H104L103 151L99 150L102 153L101 154L97 153L98 149L96 148V151L93 149L95 153L91 154V152H93L91 150L92 148L90 149L91 146L93 147L92 140L90 139V137L88 135H86L85 131H82V129L80 130L79 127L77 128V126H78L76 124L77 121L75 122L76 127H74L75 126V124H73L74 122H72V124H73L72 125L71 123H69V121H70L69 119H68L69 120L68 121L67 119L62 118L61 112L63 110H60L59 108L54 106V103L51 102V100H49L48 97H46V96H44V95H42ZM66 93H68V92H66ZM100 93H101V91H100ZM100 93H99V96H101ZM111 93L113 94L114 92H111ZM127 93L128 92H126L125 95H127ZM189 93H190V91L188 92V94ZM32 94H35V93H32ZM60 94H61V92H60ZM68 94H66V95H68ZM140 94L141 93H139V96H140ZM179 94L181 95V93H179ZM179 94H177V95H179ZM201 94H203V93H201ZM11 95H12V93H11ZM89 95H91V94H89ZM89 95H88V97H84V98L85 99L86 98L90 99L91 97ZM103 95H105V94H103ZM130 95H132V94H130ZM48 96H50V95H48ZM82 96H84V95H82ZM111 96H113V95H111ZM127 96H129V95H127ZM199 96H201V95L198 94L197 96H194V97L198 98ZM50 97L52 98V96H50ZM57 97L58 96H56V98ZM60 97H61V100L64 98V96L62 98L61 95H60ZM102 97H105V96H102ZM189 97H190V95H189ZM191 97H192V95H191ZM194 97H192L193 101H194V99H193ZM201 97L204 98V96H201ZM205 97H207V95H205ZM71 98H72V96L70 97V99ZM92 98H91V101L93 100ZM99 98L101 99V97H99ZM105 98L103 100H105ZM115 98H117V96ZM134 98H137V97H134ZM170 98H171V96L167 97L168 100ZM180 98H179V100H180ZM183 98H181V99H183ZM97 99H98V97H97ZM119 99H120V102H121L122 99L120 97H119ZM28 100H26V101H28ZM65 100L66 99H64V102H66L68 99L66 101ZM195 100H196V98H195ZM94 101H95V99H94ZM94 101H92V102H94ZM110 101L112 102L111 99H110ZM184 101H186V100H184ZM222 101H223V99H222ZM99 102H101V101H99ZM99 102H97V104ZM104 102L105 101H103L101 103H104ZM117 102H116V104H117ZM120 102H118V103H120ZM180 102H182V101L180 100ZM31 103H30V106H32ZM70 103L68 102L67 104H70ZM174 103H176V102H174ZM56 104H59V103L57 102ZM104 104H103V106H104ZM186 104H187V102H186ZM34 105H33V108L35 107ZM84 105H86V104H84ZM109 105L113 106L114 104L111 103ZM115 105L113 107H115ZM165 105H167V104H165ZM176 105H178V104H176ZM176 105H174V104H173V106L169 105V107L171 106V108L168 110L167 113H165L166 114L165 116L173 117L172 115H174L176 113V111L178 109H180V107H183V106L185 107V105L181 106V103H180V106H176ZM103 106H100V107H103ZM105 106H107V103L105 104ZM10 107H11V105H10ZM75 107H76V105H75ZM78 107L79 106L76 107V110H77ZM90 107H91V105H90ZM109 107L110 106H108V108ZM190 107H191V105H190ZM33 108H30V109H33ZM105 108L104 109L102 108V109L105 110ZM162 108H163V106H162ZM96 109H99V108H96ZM165 109H166V107H165ZM35 110H37V109H35ZM40 110L37 113H35V112L34 113L38 114V113H40ZM110 110H112V108H110L109 111ZM79 111H80V113L82 112L81 110H79ZM180 111H181V109H180ZM224 111L222 110V113ZM5 119H6V117H5ZM35 121H37V120H35ZM38 122L39 121L34 122V123H38ZM8 124H10V122ZM26 125L28 126V124H26ZM29 125L31 126V124H29ZM263 126H264V124H263ZM139 127H140L139 132L143 133L144 128H141V125H139ZM23 128H25V127H23ZM31 128L32 127L29 128V126H28L29 130ZM34 128H32V129H34ZM26 131L24 130V132H26ZM251 133H257L256 129L254 131H251ZM22 134H25V133H22ZM26 134H28V133L26 132ZM32 134H34V131L32 132ZM36 134H38L37 136L40 135L39 133H36ZM247 134L249 135L248 132H247ZM247 134H246V136H247ZM4 138L5 139L7 138V140H5ZM25 139L27 141L24 142ZM33 139L31 141H33ZM16 141H17V139H16ZM20 141H21V143H19ZM146 141L147 140H144V143H145V146L147 147L148 146V142H146ZM12 142L14 144H12ZM29 143H31V142H29ZM227 143L229 145L232 144V137L231 136L228 137ZM34 144L35 143H32V145L30 144V146H34ZM21 147H23V148L21 149ZM28 148L32 149L31 147H28ZM84 150H88V151H85V154H84V153H82ZM89 152H90V154H89ZM32 157H35V158L38 159L39 163H37V164H38L39 167L37 166V168H35L34 166L36 164H34L32 170L29 168L31 170V172L29 171V169H28L29 172H26L27 169L25 171L23 169H25L27 167H23V165L26 162L27 164H25V165L26 166L29 165L31 167V162L34 161L33 163H35V160H36V159L33 160L34 158H32ZM103 161H105V160H103ZM237 161H238V158L236 157L235 154L232 153V156L227 158L225 164L226 165H230V167L231 166L234 167V164L235 163L237 164ZM10 162H13V163L9 164ZM28 162L30 164H28ZM37 173L40 174V175L38 176ZM41 174H42V176H41ZM259 183H261V182L259 181ZM261 184L264 185L263 182ZM261 184L248 185V186L244 187L243 190L241 188V189L235 191V196L236 197L237 196L240 197V195H242V193H243V192L241 193V191H246V193H247V191H248V193L251 192L250 194L252 196L253 195L254 196L262 195V194H264V186H262ZM248 193L245 194V192H244V194L246 196H248ZM230 194H232V192ZM245 195H244V197H246ZM233 197H234V194H233ZM262 201L264 202V198L260 202H262ZM46 204H48V205L52 204L53 206H55V205H57V206H55V208H53V206L52 207L50 206V208H48V210H47V208H44ZM255 204H256V201H255ZM59 205H60V207L64 208V211H63L62 208H60L62 210L59 209ZM158 210H160L159 213H158ZM59 211H63V214L59 213ZM3 215H2V217H3ZM211 215L212 216H217V215H219V212L216 211V209H212L210 217H211ZM8 224H9V226H8ZM165 227H167V229H165ZM171 228H170V230H171ZM2 235H3V237L5 235V238L2 239L1 238ZM250 236L253 237L252 234ZM218 240H221V239H218ZM243 240H244V243H246L248 245V247L250 248L249 251L252 250V252H254V253L256 251H258V249L256 247L257 245L255 244L256 245L255 246L252 242H248L249 241L248 238L243 236ZM262 245H264V244L262 243ZM198 247H199V251H200V256L202 258L201 260H203V261H206V262L212 261L213 262V260H211V259H213L212 257L219 256L214 249H212L211 247H209L208 245H206L204 243H199ZM45 251L48 252L50 255L49 256L46 255ZM37 252H38V254H37ZM42 252H45V253H42ZM40 254L43 257H44V255H46L48 257L51 256V259L49 258V261L41 260L40 257L37 256V255H40ZM158 255H160V256L158 257ZM53 256H55L57 259L56 258L54 259ZM160 260H161V258H160ZM160 260H159V262H153L152 264H154V263L155 264H185L183 262H176V261L175 262H169L168 259H167L168 261H165V260L164 261L163 260L160 261ZM212 262H210V263H212ZM139 263H141V261ZM200 264H207V263L200 262ZM214 264H216V263H214Z\"/></svg>",
    "mask_w": 264,
    "mask_h": 264
}]
</instances>
